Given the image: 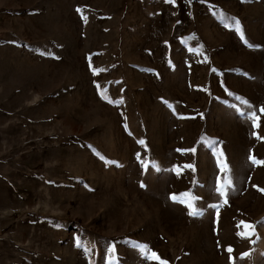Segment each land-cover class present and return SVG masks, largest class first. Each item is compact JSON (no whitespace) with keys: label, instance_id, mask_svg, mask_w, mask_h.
Wrapping results in <instances>:
<instances>
[{"label":"rangeland","instance_id":"1","mask_svg":"<svg viewBox=\"0 0 264 264\" xmlns=\"http://www.w3.org/2000/svg\"><path fill=\"white\" fill-rule=\"evenodd\" d=\"M262 109L264 0H0V264H264Z\"/></svg>","mask_w":264,"mask_h":264},{"label":"snow or ice","instance_id":"2","mask_svg":"<svg viewBox=\"0 0 264 264\" xmlns=\"http://www.w3.org/2000/svg\"><path fill=\"white\" fill-rule=\"evenodd\" d=\"M237 31H239V26H238V22H237ZM242 38H243V36H242ZM262 111H264V109H262ZM253 120H254V127H256V126H258V124L257 123H255V121H257V117L255 116V114L253 115ZM141 143H142V141H141ZM250 159H252L253 160V163H264V162H260V161H256L254 158H251L250 157ZM218 191H220V189H218ZM221 195H223V192H221ZM173 199H175V197H173ZM189 207H191V205H189ZM190 215H195L196 213H195V211H192V212H190L189 213ZM249 228L251 227L250 225L248 226ZM228 251L230 252L231 251V249H228ZM151 257L152 258H155V259H159L158 257H157V254L156 253H151ZM160 264H167V262L166 261H160Z\"/></svg>","mask_w":264,"mask_h":264}]
</instances>
